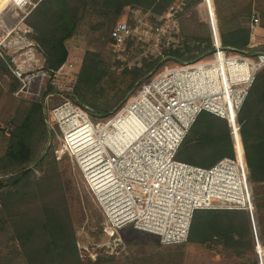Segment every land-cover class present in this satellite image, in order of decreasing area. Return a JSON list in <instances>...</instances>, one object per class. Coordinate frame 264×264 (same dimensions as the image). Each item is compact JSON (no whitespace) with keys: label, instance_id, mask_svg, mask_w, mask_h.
Instances as JSON below:
<instances>
[{"label":"trees","instance_id":"1","mask_svg":"<svg viewBox=\"0 0 264 264\" xmlns=\"http://www.w3.org/2000/svg\"><path fill=\"white\" fill-rule=\"evenodd\" d=\"M176 1L179 0H40L26 22L36 32L35 39L47 67L57 71L69 57L66 42L84 25L97 35L96 40L111 42V31L126 8L159 16ZM202 1L183 0L181 7L188 10ZM247 9L234 14V18L248 16L250 8ZM218 34L224 46L247 54L264 53V50H249L250 32L245 25L236 24L227 30L219 27ZM184 39L164 54L183 64L196 62L213 51L210 36H195L193 42ZM133 44L129 35L121 46L122 57ZM162 59L163 56L149 57L142 65L129 67L123 58L113 60L111 55L87 49L74 90L65 96L86 108L93 118L107 119L154 77ZM8 75L10 91L14 92L19 82L0 57V80ZM47 93L54 94L57 90L49 86ZM46 118L41 102L23 101L9 121L8 130L4 129L8 144L0 157V245L4 244V248L0 246V264H182L183 244L166 246L177 250H165L163 254L159 251L156 255L98 256L95 261L81 258L54 156L51 140L54 135ZM236 120L241 127L264 257V67L257 73ZM232 156L228 122L207 112L199 115L177 153L179 161L200 167H211L220 159ZM36 169L42 172L40 178L35 176ZM190 243L233 258V264H259L246 211H196L185 244Z\"/></svg>","mask_w":264,"mask_h":264},{"label":"built area","instance_id":"2","mask_svg":"<svg viewBox=\"0 0 264 264\" xmlns=\"http://www.w3.org/2000/svg\"><path fill=\"white\" fill-rule=\"evenodd\" d=\"M0 1L11 3L26 16L38 5L36 0ZM211 23L216 60L165 68L143 83L101 126L93 122L86 108L65 96L67 91L60 92L63 102L47 111L50 126L62 133L58 153L76 159L85 187L102 212L106 235L113 238L108 247L122 244L114 234L127 226L157 236L164 246H173L188 241L198 210L254 214L241 127L236 118L257 73L264 67V53L254 61L239 56L226 58L213 16ZM259 26L260 19L252 16L250 33ZM31 33L26 28L8 31L0 40V48L5 46L6 53L0 55L20 83L18 93L28 91L37 81L32 95L40 97L48 83L52 84L56 71L47 67ZM128 34L126 22L114 26L111 39L118 49ZM233 63L248 64L247 77L241 68H235L234 73L230 67ZM215 68L217 78L212 75ZM52 96L44 93L40 102L46 106ZM203 112L228 122L234 151L232 157L222 158L211 167L177 159L189 130ZM131 115L137 116L140 125L126 136L127 140L117 139L120 122ZM80 129L87 130L80 136L87 134L90 142L82 155L75 148L82 140L75 136Z\"/></svg>","mask_w":264,"mask_h":264},{"label":"rangeland","instance_id":"3","mask_svg":"<svg viewBox=\"0 0 264 264\" xmlns=\"http://www.w3.org/2000/svg\"><path fill=\"white\" fill-rule=\"evenodd\" d=\"M39 1L36 0L38 3ZM182 2L183 0L176 1L165 13L159 16H154L150 12L126 8L118 22L127 23L129 28L128 36L130 35V39L134 40V44L126 51L124 57H122L121 48L118 49L112 41L106 43L103 39L100 41L96 40L97 35L91 34L89 32V26L84 25L78 34L66 42L69 57L63 67L54 73L55 76H52V84L50 85L48 83V87L55 88L57 93L53 94L50 101H46V106L43 105V108L47 116V125L49 124L48 129L54 135L53 137L51 136V140L55 146L54 156L58 162L61 184L64 188L67 207L73 221L77 247L83 260L95 261L98 256H115L117 258L128 256L134 258L138 256L156 255L159 251H162L163 254L165 250L169 252L177 250L175 247L162 245L157 236L136 230L132 226H127L114 234L117 239L122 240V244L114 248L108 247L109 243L112 244L113 238L106 235L104 217L93 196L85 187L83 176L78 168L76 159L58 153L61 148L62 133L58 128H52L50 126L52 122L48 118L47 111L63 102V96L60 92H73L86 50H99L103 54L111 55L113 60H121L123 58L125 62H128L129 67L142 65L149 57L157 58L163 56L161 67L153 74V76H156L165 68L181 65L179 62L166 56L164 51L170 47L176 48L184 38L187 37L189 39L188 41L193 42V37L195 36H210L213 47L214 40L212 37L211 16L214 18L217 34L219 27L227 30L236 26V24L247 26L250 32L249 23L251 17H258L260 19V26L256 32L250 33L248 48L249 50H264V0H210L208 2L203 0L188 10L182 9ZM247 7L250 8L248 16L234 18V14L248 10ZM27 17L23 11L16 9L11 3L0 1V40L10 30L18 31L25 28L33 31L30 35L35 39L36 32L27 24ZM220 42L222 44L221 51L226 52V58L239 56L249 61H254L257 59L256 56L260 54V52L247 54L243 50L224 46L221 39ZM0 52L5 56V46L0 48ZM216 58L218 56L216 55V51L213 50L195 63L212 62ZM219 68H221V65H219ZM249 70L250 67L248 65V73ZM9 73L11 74L10 71ZM12 77L14 76L12 75ZM10 80V75L4 76L0 80V157L5 153L8 144L6 134L9 126L8 123L14 117L18 106L23 101L40 102L43 99L44 93L48 94L47 87L40 97H33L32 93L35 91L37 81H33V85L28 91L24 90L18 93L20 89L19 83L18 89L11 92ZM138 89L134 94L138 92ZM91 119L94 123H98L101 126L108 118L97 119L92 117ZM35 176L36 178H40L42 172L36 169ZM249 219L251 222L254 220L256 223L255 210L252 217L249 215ZM255 223L253 239L256 259L260 264L261 257V262L264 264L259 231ZM0 246L4 248L3 243ZM180 248L183 251L182 264H233L235 262L233 258L223 256L221 253L220 256L217 252L215 253L193 243H184ZM258 248L260 254L258 253Z\"/></svg>","mask_w":264,"mask_h":264},{"label":"bare ground","instance_id":"4","mask_svg":"<svg viewBox=\"0 0 264 264\" xmlns=\"http://www.w3.org/2000/svg\"><path fill=\"white\" fill-rule=\"evenodd\" d=\"M230 67L234 72H235V68H238V69L241 68V70L244 74V77L248 73V66L246 64L241 65V66H239V65L236 66L235 63H233ZM212 72H213L212 75L217 78V76H216L217 75L216 74L217 68H215L214 71H212ZM138 125H140V123H139V120H138L136 115H131V116L123 119L119 124V128L121 131L116 136L117 139L122 140V141L127 140L126 136H129L130 134H132V131H134L135 127ZM81 129L75 135L76 137H78L77 139H79V140L82 139L81 141H79L78 143L75 144V146H76L75 148H77V150H79L80 155H82L81 152L85 151L89 147V144H90V142L87 141L88 138L85 137V136H87V134L80 136L81 134L87 132V130H81Z\"/></svg>","mask_w":264,"mask_h":264},{"label":"water","instance_id":"5","mask_svg":"<svg viewBox=\"0 0 264 264\" xmlns=\"http://www.w3.org/2000/svg\"><path fill=\"white\" fill-rule=\"evenodd\" d=\"M120 243H122V240L121 239H119L118 240ZM258 253L260 254V252H259V248H258ZM260 264H263L262 262H261V257H260Z\"/></svg>","mask_w":264,"mask_h":264}]
</instances>
